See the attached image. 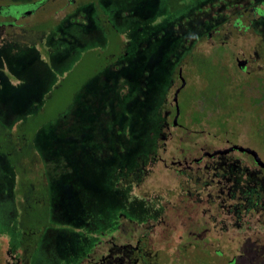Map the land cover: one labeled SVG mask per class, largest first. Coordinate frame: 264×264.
I'll return each mask as SVG.
<instances>
[{"label": "flooded vegetation", "instance_id": "af4514ba", "mask_svg": "<svg viewBox=\"0 0 264 264\" xmlns=\"http://www.w3.org/2000/svg\"><path fill=\"white\" fill-rule=\"evenodd\" d=\"M56 1L15 0L0 5V41H9L3 47L15 60L10 67L0 64L3 80L6 77L16 85L13 78L17 67L23 66L21 60L30 51L28 46L37 43V48H46L49 54L63 45L72 48L75 36L69 28H90L94 22L101 25L107 38L111 37V45H119L120 49L107 54L105 65L89 78L105 69L117 71L128 63L131 43L109 21L106 7L111 0H61L55 16L49 17L51 25L24 22ZM176 1L180 5L172 11L192 6L190 14L176 18L159 15L156 23L150 20L157 4L153 0H138L137 11L132 13L121 11L122 16L134 21L131 30L141 35L138 51L144 53L152 46L156 64L166 58L174 66L163 118L157 134L152 135H156L153 149L134 148V165L125 168L127 175L121 183L130 191H143L141 199L131 194L132 199L143 201L142 214L152 205L157 207L137 221L121 214L110 232L85 234L87 247L75 264H264V166L258 162L264 163V0ZM137 17L142 20L140 24ZM112 36L117 38L116 43ZM49 42L51 46H46ZM170 47L169 56L164 57V48ZM95 51L104 53L101 46ZM204 64L220 66L234 99H226L225 85L215 97L204 88L205 73L196 68ZM192 88H196V96L185 100ZM251 127L257 128V137L243 131ZM37 130L32 138L24 133V137L13 140L10 154L31 146L47 179L35 148ZM114 142L117 156L129 154V148L119 140ZM0 153L6 156L18 179L9 155L1 149ZM150 176L169 188L172 180H178V185L168 191L169 201L153 200L141 188ZM30 186L25 193L26 214L34 210V204H41L39 207H46L49 217L37 218L36 222L32 220L35 225H28L24 236L32 237L31 243L16 248L2 238L0 264H31L42 236L55 227L48 184L44 197H38L35 186ZM14 250L18 257H13Z\"/></svg>", "mask_w": 264, "mask_h": 264}, {"label": "rangeland", "instance_id": "374dc122", "mask_svg": "<svg viewBox=\"0 0 264 264\" xmlns=\"http://www.w3.org/2000/svg\"><path fill=\"white\" fill-rule=\"evenodd\" d=\"M10 1L15 0H0V5ZM153 1L157 4L150 20L156 23L159 15L176 18L192 10V6H187L172 11L180 5L176 0ZM199 1L192 0V4ZM61 3V0L50 3L24 22L51 25L49 17L55 16L57 5ZM28 8L33 7H24ZM137 8L138 0H111L106 7L110 23L131 43L129 61L117 71L109 68L89 78L105 65L107 54L118 53L120 49L119 45H111V37L107 38L101 25L93 21L90 28L77 25L69 28L75 36L72 48L63 45L61 50L54 48L49 54L46 48H37L39 37L35 38V46H28L30 51L20 59L23 66L17 67L15 72L16 85L0 76V147L12 150L10 146L20 137V124L24 122L23 128L26 127L30 135L38 129L35 148L42 158L51 195V222L55 227L42 236L31 264H75L87 247L85 234L99 236L110 232L121 214L137 221L157 207L152 205L142 214L143 201L132 199L131 194L141 199L143 191L135 188L130 191L129 187L121 186L127 175L125 168L134 165V148L153 149L156 135H152L157 134L163 118L174 70L166 58L155 63L152 46L144 53L138 51L141 35L131 30L134 21L122 16V12L132 13ZM136 20L139 24L142 21L139 17ZM116 39L113 38V42L116 43ZM5 42L9 41H0V64L10 67L15 60L3 47ZM100 46L104 50L102 55L95 51ZM171 48H164V57L169 56ZM196 68L204 71L202 83L212 97L225 85L226 99H234L233 89L219 65L204 64ZM196 94V88H192L184 98ZM229 104L234 108L231 102ZM243 131L258 136L257 128ZM114 140L129 148L127 156L116 155ZM17 181L6 156L0 153V241L4 238L16 248L33 242L32 237L25 239L24 235L29 224L35 225L30 220L34 210L27 217L23 201L16 198L19 196ZM170 185L169 188L150 176L141 188L153 200L169 201L168 191L178 185V180H172ZM15 251L12 255L18 257Z\"/></svg>", "mask_w": 264, "mask_h": 264}, {"label": "trees", "instance_id": "16d2710c", "mask_svg": "<svg viewBox=\"0 0 264 264\" xmlns=\"http://www.w3.org/2000/svg\"><path fill=\"white\" fill-rule=\"evenodd\" d=\"M22 127V133L20 137H24V133L27 134L29 138L33 137V134L30 135V132L23 126ZM37 130V129H36ZM36 130L32 131L33 133L36 132ZM6 132V131H5ZM21 142H18V146H23L20 144ZM11 147V146H10ZM31 147V146H30ZM29 146H25L19 154L14 155L13 153L10 154L9 149H6L4 147H0V149L9 155V159L11 161L12 166L15 168L17 176H18V181L17 185L19 187L18 189V194L19 198L23 201V204L26 205V196L25 193H27L30 185L35 186L34 188V193L37 194V196H46L47 194V187H46V179L44 175L43 168L41 167V160L36 154L35 150ZM41 204H34V215H31L29 211L27 213V217H29V214L31 215L33 221H37L38 219H48L49 214L48 210L45 207L40 208ZM26 208V206H24Z\"/></svg>", "mask_w": 264, "mask_h": 264}, {"label": "water", "instance_id": "95a60500", "mask_svg": "<svg viewBox=\"0 0 264 264\" xmlns=\"http://www.w3.org/2000/svg\"><path fill=\"white\" fill-rule=\"evenodd\" d=\"M177 99L179 100L180 99V92L178 93V97H177ZM256 156L258 155L257 153H254ZM258 162H260L261 164H263V166H264V163L263 162H261V161H258Z\"/></svg>", "mask_w": 264, "mask_h": 264}, {"label": "crops", "instance_id": "0c3cea01", "mask_svg": "<svg viewBox=\"0 0 264 264\" xmlns=\"http://www.w3.org/2000/svg\"><path fill=\"white\" fill-rule=\"evenodd\" d=\"M13 77H15V75H14ZM14 79H16V77H15V78H13V80H14ZM14 81H15V80H14ZM15 82H16V81H15Z\"/></svg>", "mask_w": 264, "mask_h": 264}]
</instances>
